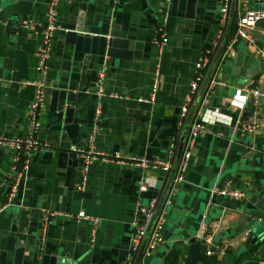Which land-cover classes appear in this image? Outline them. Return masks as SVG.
Masks as SVG:
<instances>
[{
  "label": "crops",
  "instance_id": "obj_1",
  "mask_svg": "<svg viewBox=\"0 0 264 264\" xmlns=\"http://www.w3.org/2000/svg\"><path fill=\"white\" fill-rule=\"evenodd\" d=\"M55 1L56 26L49 36L44 98L35 133L43 146L29 155L17 176L14 196L0 209V264H115L123 259L129 251L136 204L145 205L151 198L163 201L194 119L202 130L190 146L183 182L165 206L162 241L148 256L137 253L134 264H166V257H175L172 264H185L191 238L198 241L193 251L205 264L206 244L196 236L201 220L218 246L233 241L224 248L226 264H232L233 257L234 264H264V204L249 201L252 193L264 194V99L257 131L238 134L235 130L237 119L246 113L241 87L264 86V62L243 39L232 41L238 16L256 8V2L231 0L227 20L219 29L217 0H194L190 13L170 0ZM48 2L0 0V135L13 138L25 133L33 93L29 82L40 76L34 49L41 41ZM123 16L127 40L115 56L74 51L59 32L63 21L94 25L109 18L119 24ZM23 17L37 24L20 25ZM157 26L166 38L160 48L154 41ZM248 31L264 43L263 24ZM204 49L210 50L211 62L186 118L179 122L188 81ZM238 51L239 67L235 65ZM66 60L69 71L77 75V88L65 120L63 111L51 103L50 91ZM211 76L224 84L214 85L203 97ZM170 142L173 157L166 172L95 160L82 174L79 158L70 151L74 145L120 158L138 154L162 159ZM13 154L11 147L0 145V205L6 200L5 179ZM140 181L147 183L143 190L137 188ZM224 182L240 196L211 192L214 184ZM79 210L89 219L75 218ZM47 216L49 221L44 223ZM245 230L252 234L254 249L246 245ZM11 234L13 245L8 248ZM17 244L20 254L15 251ZM212 254L221 257L206 255Z\"/></svg>",
  "mask_w": 264,
  "mask_h": 264
},
{
  "label": "built area",
  "instance_id": "obj_2",
  "mask_svg": "<svg viewBox=\"0 0 264 264\" xmlns=\"http://www.w3.org/2000/svg\"><path fill=\"white\" fill-rule=\"evenodd\" d=\"M231 0H217L219 15L216 19L217 25L220 28L224 25L227 20L228 9ZM55 0H49L45 12V24L41 26V41L39 45L34 49L36 69L39 71L40 76L34 80L30 81L33 85L32 97L28 102V107L26 111L27 126L25 133L22 135L15 136L13 138L0 135V145H7L11 147L14 151L12 157V167L8 177L5 179V191L6 200L0 205V209L4 207L14 196L16 191L17 176L21 170L24 169L28 163L29 155L37 148H41L43 143L40 142L35 136L36 129L38 128L39 121L38 115L43 104L44 98V81L43 75H45V60L49 50V36L52 30L55 28ZM19 24L22 26H34L37 24L36 21H32L28 18H20L18 20ZM261 23L264 25V7L247 8L245 9L237 18L236 26L232 35V41L237 38L243 39L249 45L253 47V52L255 56L264 62V43H259L258 40L253 37L248 28L251 26ZM219 31V30H218ZM155 33L158 36L154 37V41L157 43L158 47L163 44L166 40L164 33L162 32V27L157 26ZM219 35H217L212 43L215 46L218 42ZM211 54L209 49H204L198 55L194 66V76L189 79L187 88L184 94V99L179 108L178 119L182 122L188 112L191 102L193 101L194 95L200 89V83L204 77V71L211 62ZM222 57H220L219 61ZM101 73L99 78L101 77ZM222 79L217 77H210L203 88V97L209 93V91L214 87V85H223ZM99 86L98 92L101 93V85ZM155 84L152 85V90ZM244 94V103L246 105L245 116L242 115L240 119H237L235 130L238 134L255 133L257 131V126L259 123V114L261 113V101L264 99V86L260 85H244L241 87ZM152 94H150L151 98ZM141 100V98H138ZM203 100V98H202ZM196 109V113L199 116L202 113V103ZM202 126L199 122L191 121L189 124L187 134L184 142V149L176 163L175 173L167 188L166 195L162 202H158V199L151 198L145 205L138 203L136 204L133 212L132 228L129 234V251L126 256L115 264H134L136 254L139 257L148 256L156 248V246L162 241V236L160 229L162 224L165 222V206L171 202V199L175 195L179 186L183 182L184 171L186 168L187 161L190 157V146L192 145L195 137L201 132ZM93 134L90 135L89 140H91ZM174 143L170 142L167 154L164 158L160 159L158 157H148L146 155L138 154H128L124 158L118 157L116 154H110L108 152L92 150L89 147L83 148L78 146H71L70 151L74 153L76 157L79 158L81 168L80 171L84 174V171L91 162L95 160H112L117 163H123L126 165H131L134 167H154L162 172L169 170L171 166V159L173 157ZM84 177V176H83ZM82 183L79 184V186ZM139 190L146 188L147 183L145 181H140L137 184ZM211 192H215L222 195L230 196H240V192L228 187V182H224L220 186L214 184L211 187ZM160 203V204H159ZM51 214H54L51 212ZM75 218L87 217L82 210L75 213ZM93 220V219H90ZM49 221L48 216L44 217L43 222ZM251 232L245 230L243 236L248 238L251 237ZM196 236L206 244L205 254L217 253L221 255L223 249L233 241H226L222 245L218 246L213 240L210 234L206 233L205 223L201 220L198 224V230ZM142 264V262H141Z\"/></svg>",
  "mask_w": 264,
  "mask_h": 264
},
{
  "label": "water",
  "instance_id": "obj_3",
  "mask_svg": "<svg viewBox=\"0 0 264 264\" xmlns=\"http://www.w3.org/2000/svg\"><path fill=\"white\" fill-rule=\"evenodd\" d=\"M176 4L179 7L185 8L190 13L194 8V0H170V4ZM256 7H264V0H254ZM109 18H103L98 24H87L81 21H63L59 22V32L64 34V41L73 45L74 51H82L85 53H97L99 55H106L108 57L115 56L117 47L124 45L126 39V17H122L119 24L112 23ZM70 57V56H69ZM68 57V60L70 58ZM241 52L238 51L235 56V65L239 67L241 62ZM70 65L66 60L60 66L50 91V101L55 102L56 110H62L65 120L67 117V110H70L69 106L73 102L74 90L77 88V75L69 71ZM249 141H245L244 144H249ZM240 149V147H238ZM262 166H264V153L262 155ZM264 173V171H263ZM257 190V189H256ZM260 191V190H257ZM255 191V192H257ZM258 194V193H257ZM249 201H254L256 205L264 204V194L257 196L251 194ZM248 201V202H249ZM251 203V202H249ZM8 248L13 245L14 238L8 237ZM13 238V239H12ZM192 241L189 244V256L186 259L185 264H194L196 260L199 264H203L200 260V255L194 253L193 247L198 245V241ZM18 245V244H17ZM17 254H20L21 247L15 248Z\"/></svg>",
  "mask_w": 264,
  "mask_h": 264
},
{
  "label": "trees",
  "instance_id": "obj_4",
  "mask_svg": "<svg viewBox=\"0 0 264 264\" xmlns=\"http://www.w3.org/2000/svg\"><path fill=\"white\" fill-rule=\"evenodd\" d=\"M252 238L253 237L246 238V245L248 244L249 245L248 246L249 248L254 249L255 241L254 240H253L254 242L251 241ZM225 250L226 249H224L222 251V253L220 255L221 256L220 259H216V257L214 256V254H212V255H206V254H204V255H202L203 256L202 259H203V261H204L205 264H226L225 263V259H226ZM174 262H175V257H166V259H165V263L166 264H172ZM232 264H234V257L232 258Z\"/></svg>",
  "mask_w": 264,
  "mask_h": 264
},
{
  "label": "rangeland",
  "instance_id": "obj_5",
  "mask_svg": "<svg viewBox=\"0 0 264 264\" xmlns=\"http://www.w3.org/2000/svg\"><path fill=\"white\" fill-rule=\"evenodd\" d=\"M262 105V104H261Z\"/></svg>",
  "mask_w": 264,
  "mask_h": 264
}]
</instances>
